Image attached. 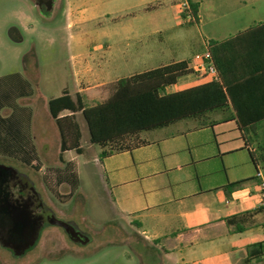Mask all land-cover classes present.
Returning <instances> with one entry per match:
<instances>
[{
  "label": "crops",
  "instance_id": "obj_1",
  "mask_svg": "<svg viewBox=\"0 0 264 264\" xmlns=\"http://www.w3.org/2000/svg\"><path fill=\"white\" fill-rule=\"evenodd\" d=\"M65 1L63 13L70 28L85 16L119 13L118 19H111L116 25L106 34L105 46H100L102 78L75 92L66 88L72 96L79 93L85 104H95L101 101L95 100L98 97L109 96L111 84L120 78L183 60L189 65L206 45L232 39L223 78L243 122L253 126L243 137L229 102L225 110L207 114L205 122L212 125L181 120L157 129L159 133L143 138L145 145L131 151L101 157L100 147L87 153L94 144L81 143L82 153H63H72L67 160L75 162L79 177L71 216L85 212L93 197L94 210L102 209L98 214L104 215L103 226L87 229L106 239H123L140 264H234L238 251L244 259L248 244L264 240V208L251 159V153L264 157V0ZM183 1L197 6L195 21L182 17ZM114 32L122 39H113ZM156 35H162L158 42L152 41ZM130 40L134 44L129 53L125 47ZM130 63L142 68L128 70ZM86 70L85 80H95L92 69ZM180 80L181 88L172 90ZM201 82L191 72L166 91ZM56 151L59 155V140ZM260 171L264 176V166ZM239 181V186L225 188ZM67 221L90 240L87 231Z\"/></svg>",
  "mask_w": 264,
  "mask_h": 264
},
{
  "label": "rangeland",
  "instance_id": "obj_2",
  "mask_svg": "<svg viewBox=\"0 0 264 264\" xmlns=\"http://www.w3.org/2000/svg\"><path fill=\"white\" fill-rule=\"evenodd\" d=\"M65 4V0H54L52 12L43 14L33 0H0V78L20 73L31 82L33 94L17 98V102L30 106L33 110L31 134L39 157L37 161L27 165L0 153V164L12 166L26 174L56 217L63 221L70 218L76 222L81 229L88 232L90 240L85 244L75 243L60 226L47 224L42 228L36 244L21 256H14L10 249L0 245V264H140L134 257L132 248L121 243L123 239H106L104 235L87 229L89 226L98 230L103 226L104 215L98 214L102 209L94 210L93 197L88 198L85 212L77 211L71 216L74 205L72 198L76 191L71 194L70 182H45L43 179L47 168L64 166L56 151L58 130L48 113L46 100L59 96L63 88L75 92L77 88L90 86L102 78L99 70L104 50L101 47L105 46V37L110 33V28L116 25V20L111 19L119 18V13L116 12H110L109 15L100 12L97 16H85L79 22L75 21L70 28L63 13ZM181 32L177 30L175 33ZM113 35V39H122L115 32ZM162 35L151 39L158 42L161 37L163 41H168L167 35ZM126 42L119 44L118 49L125 46ZM133 44L132 40L128 41L125 50L132 52ZM115 51L113 48V52ZM115 62L116 60L112 65ZM78 64L80 74L76 73ZM87 67L92 69L95 80H85ZM132 68L142 67L140 64L130 63L127 69ZM182 83L183 80L178 81L171 89L181 88ZM102 99H105L104 95L95 100ZM10 113L11 108L8 106L1 110L3 116ZM75 116L81 128L80 143L87 146L91 143L86 123L80 112ZM152 131H143L140 137L147 138L152 133H159L157 129ZM98 148V145H94L87 153ZM71 155L72 153L63 154L64 161H69L67 159ZM78 160L81 161L82 157ZM36 164L38 168H35ZM82 187L86 190L87 185L83 182ZM240 253L237 252L234 264H245L244 259L238 256ZM249 264H264V259Z\"/></svg>",
  "mask_w": 264,
  "mask_h": 264
},
{
  "label": "trees",
  "instance_id": "obj_3",
  "mask_svg": "<svg viewBox=\"0 0 264 264\" xmlns=\"http://www.w3.org/2000/svg\"><path fill=\"white\" fill-rule=\"evenodd\" d=\"M189 5V22H193L196 20L197 6L190 2ZM181 15L183 18L187 17L183 11ZM230 42L232 39L211 42L209 46L219 74L218 80L202 79L203 82L195 86L167 92L166 89L180 77L192 72L188 62L183 60L120 78L113 83L109 96L92 105L85 104L79 93L72 96L66 88L62 89L59 96L50 97L47 110L58 130L59 160L64 162V166L47 168L43 175L45 182L68 181L71 194L79 186L75 162L64 161L63 158L66 151L77 154L83 151L80 143L81 130L75 116L78 112L86 123L90 143L101 148V157L145 145L146 141L140 137L141 132L163 128L181 120H195L199 122V126L212 125V121L205 122L207 114L214 110H225L229 102L236 110L237 122L245 137L253 126H246L243 122L242 113L236 109L232 91L223 78L229 59ZM32 94L31 82L20 73L0 78V153L27 165L39 158L31 134L33 110L30 106L19 104L17 98ZM5 106L11 108V113L7 116L1 114ZM251 159L257 173L264 166V157H256L251 153ZM37 166L38 164L35 168ZM241 182L243 181L228 183L225 188L237 187ZM233 218H228L227 224H231ZM237 229L242 230L240 227ZM263 259L264 240L246 246L245 264Z\"/></svg>",
  "mask_w": 264,
  "mask_h": 264
},
{
  "label": "water",
  "instance_id": "obj_4",
  "mask_svg": "<svg viewBox=\"0 0 264 264\" xmlns=\"http://www.w3.org/2000/svg\"><path fill=\"white\" fill-rule=\"evenodd\" d=\"M41 13L50 14L53 10L54 0H33ZM17 169L12 166L0 164V212L9 219V239H3L0 236V245L11 250L14 256H21L33 247L39 237L43 226L37 225L36 220H31L26 206L20 209L11 205L7 201V193L1 188L9 176L16 174ZM49 224L57 225L63 228L66 235L75 243L85 244L88 242L87 236L83 235L69 222L60 220L55 216ZM28 231V233H27Z\"/></svg>",
  "mask_w": 264,
  "mask_h": 264
},
{
  "label": "flooded vegetation",
  "instance_id": "obj_5",
  "mask_svg": "<svg viewBox=\"0 0 264 264\" xmlns=\"http://www.w3.org/2000/svg\"><path fill=\"white\" fill-rule=\"evenodd\" d=\"M1 188L7 193V201L11 205L20 209L26 206L30 219L36 220L38 222L37 225L44 227L51 220H54L56 216L54 211L44 203L41 195L26 174L17 170L16 174L8 177V180L1 185ZM9 225L8 217L0 212V236L8 241H10L8 232ZM40 234L41 231L39 237Z\"/></svg>",
  "mask_w": 264,
  "mask_h": 264
},
{
  "label": "built area",
  "instance_id": "obj_6",
  "mask_svg": "<svg viewBox=\"0 0 264 264\" xmlns=\"http://www.w3.org/2000/svg\"><path fill=\"white\" fill-rule=\"evenodd\" d=\"M180 7L183 12L186 13V20H190L189 10L190 5L188 1H183L180 4ZM190 69L193 73L196 74L197 77L203 80H218L219 74L217 68L213 62L211 52L209 50V46L206 45L203 51L196 53L191 59L189 65ZM256 176L259 179L258 187H259V196H260V205L264 206V176L261 171L258 170Z\"/></svg>",
  "mask_w": 264,
  "mask_h": 264
}]
</instances>
